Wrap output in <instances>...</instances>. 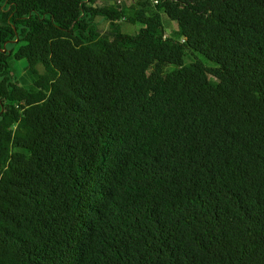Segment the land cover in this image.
I'll use <instances>...</instances> for the list:
<instances>
[{
  "label": "trees",
  "instance_id": "obj_1",
  "mask_svg": "<svg viewBox=\"0 0 264 264\" xmlns=\"http://www.w3.org/2000/svg\"><path fill=\"white\" fill-rule=\"evenodd\" d=\"M102 1L0 0V264H264V0Z\"/></svg>",
  "mask_w": 264,
  "mask_h": 264
},
{
  "label": "rangeland",
  "instance_id": "obj_2",
  "mask_svg": "<svg viewBox=\"0 0 264 264\" xmlns=\"http://www.w3.org/2000/svg\"><path fill=\"white\" fill-rule=\"evenodd\" d=\"M118 1H121V4L119 5V7L123 8L124 10L130 6V0H103L102 2L104 4H108L111 3V5H115V7L117 6L116 4L118 3ZM101 2V3H102ZM103 19L98 18L97 19V25L100 29L102 30H107L108 29V24L107 22L102 21ZM165 23H167L166 18L164 19ZM122 31L124 33L127 34H135L139 31V29L141 28L140 24H136V25H129V24H122ZM172 27H176V25L174 24ZM14 69L17 73V75H24V69L26 67V61H20L18 63L13 64Z\"/></svg>",
  "mask_w": 264,
  "mask_h": 264
}]
</instances>
